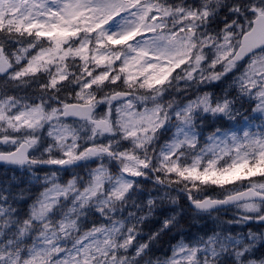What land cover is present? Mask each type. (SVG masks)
<instances>
[{"label": "snow or ice", "instance_id": "1", "mask_svg": "<svg viewBox=\"0 0 264 264\" xmlns=\"http://www.w3.org/2000/svg\"><path fill=\"white\" fill-rule=\"evenodd\" d=\"M0 264H264V0H0Z\"/></svg>", "mask_w": 264, "mask_h": 264}]
</instances>
